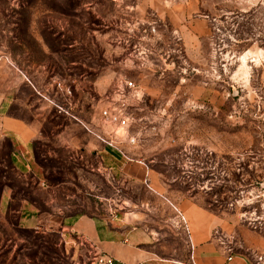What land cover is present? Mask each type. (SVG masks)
I'll return each mask as SVG.
<instances>
[{
	"label": "rangeland",
	"instance_id": "obj_1",
	"mask_svg": "<svg viewBox=\"0 0 264 264\" xmlns=\"http://www.w3.org/2000/svg\"><path fill=\"white\" fill-rule=\"evenodd\" d=\"M2 96L43 134L19 167L0 148V184L43 217L0 208V264H90L69 216L157 217L135 161L264 264V0H0Z\"/></svg>",
	"mask_w": 264,
	"mask_h": 264
},
{
	"label": "crops",
	"instance_id": "obj_2",
	"mask_svg": "<svg viewBox=\"0 0 264 264\" xmlns=\"http://www.w3.org/2000/svg\"><path fill=\"white\" fill-rule=\"evenodd\" d=\"M2 103L3 96L0 97V148L6 140H11L19 167L22 156L26 157L34 142L42 137V125L12 113V103ZM121 168L125 175L147 184L156 193L160 207L157 217L151 214L145 217L141 212L124 213L122 217L82 214L66 217L63 231H70L94 250L111 255L115 264H253L246 255L229 252L222 245L216 235L221 225L219 214L182 194L180 188L173 185L168 188L146 163L126 162ZM14 201L13 190L6 185L0 197L4 215L14 213L20 225L36 228V221L43 216L29 201L22 200L17 208Z\"/></svg>",
	"mask_w": 264,
	"mask_h": 264
},
{
	"label": "trees",
	"instance_id": "obj_3",
	"mask_svg": "<svg viewBox=\"0 0 264 264\" xmlns=\"http://www.w3.org/2000/svg\"><path fill=\"white\" fill-rule=\"evenodd\" d=\"M35 143V142H34ZM7 144V147H8V151H7V155L9 156V159H10V163H12L13 166H16V157L15 155L13 154L14 153V145L12 143L11 140H6L3 144V146ZM34 146V144H33ZM113 159L116 160V163L118 165H122L124 163V157L121 156V154L117 151H113ZM17 167V166H16ZM7 184H0V197L2 195V191L4 189V187L6 186ZM9 186V185H8ZM14 197H16V195L13 193ZM79 216V215H78ZM185 226V225H184Z\"/></svg>",
	"mask_w": 264,
	"mask_h": 264
},
{
	"label": "built area",
	"instance_id": "obj_4",
	"mask_svg": "<svg viewBox=\"0 0 264 264\" xmlns=\"http://www.w3.org/2000/svg\"><path fill=\"white\" fill-rule=\"evenodd\" d=\"M107 114V112H105ZM107 119L109 121L117 120L116 116L108 115ZM184 219V218H183ZM231 259V257H229ZM90 264H115V259L106 253L99 252L97 250H93L92 258L90 260Z\"/></svg>",
	"mask_w": 264,
	"mask_h": 264
}]
</instances>
